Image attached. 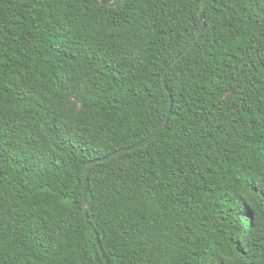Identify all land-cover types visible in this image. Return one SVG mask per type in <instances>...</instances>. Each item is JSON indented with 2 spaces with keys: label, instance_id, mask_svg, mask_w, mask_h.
I'll list each match as a JSON object with an SVG mask.
<instances>
[{
  "label": "trees",
  "instance_id": "16d2710c",
  "mask_svg": "<svg viewBox=\"0 0 264 264\" xmlns=\"http://www.w3.org/2000/svg\"><path fill=\"white\" fill-rule=\"evenodd\" d=\"M201 5L0 0V264H264V0Z\"/></svg>",
  "mask_w": 264,
  "mask_h": 264
},
{
  "label": "water",
  "instance_id": "95a60500",
  "mask_svg": "<svg viewBox=\"0 0 264 264\" xmlns=\"http://www.w3.org/2000/svg\"><path fill=\"white\" fill-rule=\"evenodd\" d=\"M18 1H21V2H28V1H31V0H18ZM100 1L104 6H109V7H116L121 0H115L113 2H106L104 0H98ZM204 5H205V0H202V5H201V9H200V18H201V21L203 23V26H202V29L200 30V32L198 33V35L195 37V39L192 41V43L185 49V51H183L178 57L177 59L181 58L182 56H184L192 47H194V45L197 43V41L199 40L201 34L204 32L205 28H206V22H205V17H204ZM175 61H173L170 66L174 63ZM169 66V67H170ZM168 67V68H169ZM166 72H167V69L164 71L163 73V84H164V88L165 90L168 92L169 96H170V109H172V106H173V97H172V93L170 91V89L168 88V85L166 83V78H165V75H166ZM169 115L170 113L168 114L166 120L164 121V123H162V125H160V128L158 129V131L152 136L150 137L149 139L137 144V145H134V146H131V147H128L126 149H122V150H119L117 152H114L106 157H103V158H99V159H95L93 161H91L87 167V171H86V177H85V181H84V196H83V205H84V212L86 214V218L88 219V213H87V208H88V202H87V186H88V183H89V176H90V173H91V170H92V167L95 163H104V162H108V161H111L113 160L114 158L124 154V153H127V152H131V151H134L136 149H140L144 146H147L148 144H150L152 141H154L158 135L160 134L161 130L164 128V126L166 125L167 123V120L169 118ZM94 234H95V238H96V242H97V245L99 247V250L100 252L102 253V255L104 256V253H103V250H102V246H101V242H100V238H99V234L97 233V231L94 230ZM106 264H110L109 261L107 260L106 261Z\"/></svg>",
  "mask_w": 264,
  "mask_h": 264
}]
</instances>
